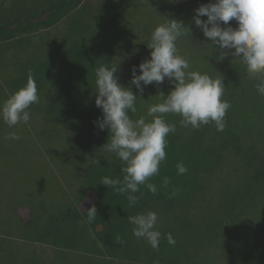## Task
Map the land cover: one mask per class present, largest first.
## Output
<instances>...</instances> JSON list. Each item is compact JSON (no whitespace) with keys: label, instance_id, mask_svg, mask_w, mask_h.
<instances>
[{"label":"trees","instance_id":"16d2710c","mask_svg":"<svg viewBox=\"0 0 264 264\" xmlns=\"http://www.w3.org/2000/svg\"><path fill=\"white\" fill-rule=\"evenodd\" d=\"M153 3L0 0V93L5 85L7 99L31 73L39 95L27 124L10 128L0 119L1 131L24 130L14 141L20 150L7 142L0 149L23 188L15 202L28 205L26 215L0 211L5 228L0 264H17L14 254L24 243L38 246V256L31 261L23 251L26 259L19 264H264V96L239 58L219 59L206 37L199 43L196 27H190L194 41L181 45L182 55L188 52L191 70L221 76L223 99L231 104L225 130L214 124L185 128L180 116L166 114L176 131L167 137L159 175L149 181L157 193L141 186L136 195L142 198L129 207L125 195L100 183L105 176L122 179L123 164L103 150L109 133L94 123L102 117L95 105V68L128 66L122 85L143 99L137 97V112L129 113L133 119L146 115L148 106L159 102V92L167 95L173 87L166 79L142 93L130 85V69L150 58V34L165 22L161 16L167 18L164 7L156 10ZM229 23L237 26L234 19ZM27 131L31 144L24 139ZM178 162L188 169L183 175H177ZM164 177L170 180L167 188ZM172 188L178 190L174 198ZM5 204L14 208L11 200ZM92 205L97 218L87 224ZM147 211L158 215V250L135 238L127 219Z\"/></svg>","mask_w":264,"mask_h":264},{"label":"clouds","instance_id":"9594fccd","mask_svg":"<svg viewBox=\"0 0 264 264\" xmlns=\"http://www.w3.org/2000/svg\"><path fill=\"white\" fill-rule=\"evenodd\" d=\"M233 19L237 22L235 28L229 23ZM192 22L211 41V45L207 44L211 49L212 45L217 46L219 59L229 55L239 58L248 77L257 81V92L264 96V0H210L194 9ZM190 34V27L175 18H165L164 23L152 30L146 44L150 58L130 69V85L142 93L146 86L159 85L167 79L173 87L167 95L159 92V102L149 105L146 115L136 119L129 113L137 112V97L140 96L130 86L118 82V62L95 68V105L101 109L102 117L94 123L109 133L103 150L123 164L122 179L105 176L100 183L125 195L129 207L136 206L142 198V193L136 195L141 186L154 195L157 193L156 184L149 181L159 175L161 164L167 158V137L176 131V124L168 122L166 114L180 116L179 123L185 128L198 129L214 124L217 131L223 132L227 126L225 116L231 104L223 99L225 86L221 76L211 77L191 70L189 59L178 50L177 41ZM36 103H39L37 85L29 73L25 85L0 102V119L10 128L27 124L30 120L28 109ZM6 139L19 140L20 136L12 132ZM176 169L177 175L188 171L183 162H178ZM169 184V178L164 177L163 187ZM177 191L172 188L170 198H174ZM86 213L85 222L91 224L97 218L95 205L88 207ZM127 219L135 238L146 240L154 250L159 249L162 234L157 229L156 212H140ZM165 238L169 245H175L171 233ZM116 242L124 243L120 237Z\"/></svg>","mask_w":264,"mask_h":264},{"label":"rangeland","instance_id":"374dc122","mask_svg":"<svg viewBox=\"0 0 264 264\" xmlns=\"http://www.w3.org/2000/svg\"><path fill=\"white\" fill-rule=\"evenodd\" d=\"M138 1L142 2V3L144 2V0H138ZM149 1L150 0H148V2ZM151 1H152V3L154 2L153 5L155 6L156 10H159V7H158L159 4L162 7H164V15L168 19L175 18L178 20H182L189 27H196L194 25V23L192 22V17L194 15V9H196L201 4H206V3L210 2V0H176V2H172V0H151ZM162 19L165 21L164 16H161V20ZM201 19H206V17H201ZM155 23H159V22L155 21ZM196 29H197V31L196 32L194 31L193 34H195L196 37L199 38V43H201L204 41L205 37L203 36L202 31L198 27H196ZM191 36L187 37V38L182 37L180 40L177 41V47H178V50H179L181 55L183 53V47H181V45H186V44L192 43L194 41L193 37H191ZM195 44H197V43H195ZM187 54H188V52H186L184 56H186L188 58ZM127 71H128L127 65H121L117 70L116 75L118 77V82L121 85L123 84L124 80L126 79ZM167 82L169 83L168 80H167ZM1 87L3 90L0 93V102H3L5 100L6 94L9 95V92L6 89L5 85H1ZM5 91H6V93H5ZM23 131L24 130H21L18 134L23 135V133H24ZM9 134H10V132L0 130V148L5 149L4 144L7 142L8 148H14V149L20 150V148H16V144L14 143L15 140L6 139V137ZM27 134H28L27 138H24V136H23V138L27 141L26 143L31 144L29 132ZM1 149H0V211L6 212V211L10 210V212H12L14 214L19 213L20 215H26L27 210H28V205L22 206L20 203L15 202V197L16 196H22V192H23V188L20 186V184H21L20 178H17V175L15 173H13V170L10 168V164L7 163L5 160L6 154H4V153L2 154ZM35 151H37L36 148H35ZM42 165L44 166V168L46 167V164H42ZM7 200H11V202L14 203L13 204L14 208L9 207V209H5V208H7V204H5ZM16 206H18V207H16ZM4 229L5 228L0 224V237L4 233L3 232ZM21 242H25V241H20V243ZM18 244H16V245H18ZM21 245L22 246L19 248V250L21 249L22 252L23 251L27 252L28 247L32 246L30 243H24ZM19 250H18V252H19Z\"/></svg>","mask_w":264,"mask_h":264},{"label":"crops","instance_id":"0c3cea01","mask_svg":"<svg viewBox=\"0 0 264 264\" xmlns=\"http://www.w3.org/2000/svg\"><path fill=\"white\" fill-rule=\"evenodd\" d=\"M38 249L39 247L38 246H35L34 248H32V246H30L27 250V256L30 257V260L32 261L33 259H36L37 260V256H38ZM17 249H15L16 251ZM19 250V249H18ZM15 256V263L17 262V264L21 263V262H24L25 259H26V256L23 254L22 250L17 253L14 254ZM44 258H47V255H44Z\"/></svg>","mask_w":264,"mask_h":264}]
</instances>
